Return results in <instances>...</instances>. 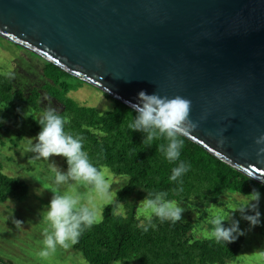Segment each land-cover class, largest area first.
<instances>
[{
  "label": "water",
  "instance_id": "water-1",
  "mask_svg": "<svg viewBox=\"0 0 264 264\" xmlns=\"http://www.w3.org/2000/svg\"><path fill=\"white\" fill-rule=\"evenodd\" d=\"M0 37L134 110L188 99L184 137L264 185V0H0Z\"/></svg>",
  "mask_w": 264,
  "mask_h": 264
},
{
  "label": "trees",
  "instance_id": "trees-1",
  "mask_svg": "<svg viewBox=\"0 0 264 264\" xmlns=\"http://www.w3.org/2000/svg\"><path fill=\"white\" fill-rule=\"evenodd\" d=\"M0 40L4 39L0 37ZM42 61L40 72L27 89L14 87L11 79L0 73V116L25 108L32 118L34 113L52 109L68 117L65 130L82 137L83 149L92 163L129 178L114 200L123 205L125 214L117 213L115 203L106 206L101 220L85 230L71 248L88 264H225L234 261L241 247L240 236L228 243H217L212 238L195 239L190 222H160L155 217L156 227L142 232L137 227L135 201H130V197L136 194L145 199L150 190H165L169 192L167 198L176 199L178 203L206 208L226 191L246 195L256 190L264 196V185L177 134V138L184 140L179 159L191 167L181 177L183 192L174 195L170 190L178 185L169 181L168 176L176 162L170 163L158 151V145L166 143L165 138L147 142V132L128 129L127 124L135 118L136 111L105 93L103 95L113 101L108 110L100 112L78 105L67 96L73 88L70 79L75 77ZM0 128L6 130L3 124ZM41 128L39 124L34 130ZM61 158L67 164L65 158ZM27 190L24 181L6 175L0 168V204L24 201ZM0 264L12 263L0 258Z\"/></svg>",
  "mask_w": 264,
  "mask_h": 264
},
{
  "label": "rangeland",
  "instance_id": "rangeland-1",
  "mask_svg": "<svg viewBox=\"0 0 264 264\" xmlns=\"http://www.w3.org/2000/svg\"><path fill=\"white\" fill-rule=\"evenodd\" d=\"M42 65L43 61L39 56L26 52L25 49H21L5 39L0 40V73L3 75L8 73L5 76L11 79L14 87L27 89L35 76L37 77L36 74L40 72ZM70 81L73 88L67 93V96L76 101L78 105L89 106L100 112L111 108L112 99L105 97L98 89L78 78H71ZM26 112L25 108H21L19 111L10 110L0 116L4 120L3 126L6 128V130L0 128V168L6 175L24 181L28 186L24 201L10 200L0 204V258L10 261L12 264H83L85 260L71 246L65 249L57 245L55 252L50 253L47 258L37 255L43 247L44 229L49 228L45 215L49 201L54 195L52 187H56L59 194L74 192L79 193L82 197L88 195L95 197V193L91 191V186L83 181L68 179L59 185L54 184L49 166H55L58 171L64 174L67 173L69 166L63 162L61 156H49L46 159L37 158V153L27 150V139H32L35 144V137L41 130H34V127L39 125L38 119L41 112L34 113L32 118H29V113ZM25 113L27 116L24 115ZM108 171L111 174L109 191L115 193V200L117 193L128 183L129 178L121 179L125 175H115L109 168ZM238 194L226 191L209 206L224 207V213L227 215L229 205L236 203L239 199ZM132 200L135 201L136 206L135 218L139 222L142 217L136 216V210L144 198H138L136 194H133L130 197V201ZM94 202L102 205V201L99 199ZM108 205L110 204L101 207V217L102 210ZM178 205L184 209L180 221L192 224L193 238H209L205 235L207 228L211 227L208 224L207 209L209 206L206 208L195 207L185 202H179ZM257 206L261 214V223L258 226L250 228L248 222L243 219L247 209L245 213H241L239 210L234 211L229 218L222 222L227 227L233 220L238 221L239 228L245 233L240 236L241 247L236 259L225 264H264V255L261 254V251H264V196L261 194ZM49 231H51L50 228ZM112 264L136 263L113 262Z\"/></svg>",
  "mask_w": 264,
  "mask_h": 264
},
{
  "label": "clouds",
  "instance_id": "clouds-1",
  "mask_svg": "<svg viewBox=\"0 0 264 264\" xmlns=\"http://www.w3.org/2000/svg\"><path fill=\"white\" fill-rule=\"evenodd\" d=\"M138 97L140 102L136 105L137 114L133 120L128 122L127 128L147 132V142L161 137L165 138L166 143H160L158 151L170 163L176 162L171 169L168 180L176 182L178 187L170 191L174 195L183 192L181 177L190 169L191 165L179 159L184 140L177 138V134L186 137L190 134L185 126L190 110V101L181 96L168 98L156 94H146L144 91L138 93ZM26 113L25 116H27ZM2 123L4 120L0 117V124ZM38 123L42 125V128L35 137V144H33L32 139H27V150L37 153V158L46 159L49 156H62L69 166L66 174L58 171L55 166H49L53 174L54 184L59 185L68 179L83 181L87 182L91 186V191L95 193V197L91 195L82 197L79 193L74 192L59 194L56 187H52L51 190L54 195L49 201L45 215L51 231L49 228L44 229L43 247L37 253L39 257L47 258L50 253L55 252L57 245L67 249L76 244L85 230L100 221L102 206L115 203L116 211L121 216L124 215V207L119 202L114 201L115 193L109 191L111 174L108 168L101 169L92 163L87 151L83 149L82 137L74 136L65 130L68 117L56 114L54 110L49 109L39 114ZM256 142L264 145V134ZM261 151H264V147L261 148ZM121 179L126 180L127 176H122ZM168 196V191L150 190L147 198L139 203L136 216L142 217V219H139L137 227L142 232H147L150 227H156L153 223V217L159 219L160 222L167 220L175 223L180 220L184 209L178 205L176 199L167 198ZM238 196L237 202L229 205L227 215L224 213V207L212 205L207 209L209 213L208 224L211 227L207 228L205 235L217 243H228L245 234L239 228L238 221L233 220L227 227L222 223L236 210L245 213L247 209L243 219L248 222L250 228L261 223V214L257 206L260 193L253 190L246 195L239 192ZM96 199L102 201V205L95 203ZM261 254L264 255V251H261ZM83 264H87V262L83 261Z\"/></svg>",
  "mask_w": 264,
  "mask_h": 264
}]
</instances>
